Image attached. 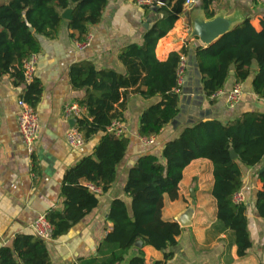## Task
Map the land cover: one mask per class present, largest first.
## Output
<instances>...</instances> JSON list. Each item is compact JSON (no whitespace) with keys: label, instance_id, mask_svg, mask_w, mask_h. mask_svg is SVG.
Masks as SVG:
<instances>
[{"label":"trees","instance_id":"1","mask_svg":"<svg viewBox=\"0 0 264 264\" xmlns=\"http://www.w3.org/2000/svg\"><path fill=\"white\" fill-rule=\"evenodd\" d=\"M207 17H212L220 0H203ZM186 0H166L157 11L145 6L153 21L145 27L141 42L121 48L118 56L125 65L121 72L114 67L98 69L91 60L71 64L69 76L74 88L84 91L78 103L87 115L77 120L86 137L101 133L93 153L68 169L61 195L63 210L47 214L54 227L53 238L67 234L71 227L91 212L99 203V192L106 191L115 181L117 166L125 157L130 139L109 131L114 119L122 120L117 106L123 104L127 90L134 89L143 97L159 95L160 99L146 107L140 117L139 134L151 138L173 121L180 113L181 86L178 70L183 56L189 54L184 46L172 51L166 61L156 56V46L174 27L185 10ZM108 0H5L0 4V77L10 73L16 84L24 83L23 60L41 49L40 36L55 38L66 25L70 36L85 41L89 25L98 23ZM72 10L71 19L63 13ZM252 16L209 46L197 45L193 58L201 74L203 91L210 98L221 90L233 75L236 82H244L258 68L252 85L256 94L264 98V17L261 30L252 24ZM182 20L176 22L181 28ZM234 72L233 74L231 72ZM22 98L36 107L43 92L39 79L33 78ZM235 150L237 157H232ZM197 158H207L214 165L212 194L217 203V218L232 232V245L239 256L253 246L249 232L247 203L237 204L234 194L244 184L243 167H258L262 182L255 200V209L264 218V112L243 111L223 122L213 117L200 119L184 126L180 134L164 144L162 154L140 155L130 167L124 185L129 197L111 201L108 218L112 229L97 247L98 255L81 264H122L131 249H137L127 264H148L145 246L162 252V258L151 264H167L183 227L177 221L165 220V196L179 198V184L184 169ZM84 180L87 184L81 182ZM90 185L99 188L94 191ZM142 241V245L137 243ZM0 264H53L47 241L35 233H20L11 245L0 246Z\"/></svg>","mask_w":264,"mask_h":264},{"label":"crops","instance_id":"2","mask_svg":"<svg viewBox=\"0 0 264 264\" xmlns=\"http://www.w3.org/2000/svg\"><path fill=\"white\" fill-rule=\"evenodd\" d=\"M4 1L0 0V4ZM226 1L220 0L218 8H225ZM233 1L234 4H240L248 16H252V24L257 30H261L264 7H257L252 0ZM256 2L264 5L258 0ZM187 9L179 19L182 22L186 19V23H189L185 15ZM234 10L235 8L230 11ZM182 15L184 16L181 17ZM148 18L145 6L139 5L135 0H108L101 20L89 25L85 40L90 41L89 45L84 46L81 43L85 41H79L77 36H70L72 30L69 31L65 24L55 38L39 37L41 49L37 53L34 78L42 82L43 92L35 107L40 128L33 155L27 151L18 124L19 99L22 98L26 85L23 82L16 84L10 73L0 77V246L11 245L17 234L34 233L32 223L41 213L63 210L64 197L61 190L66 172L93 153L101 138L100 132L90 137L85 136V143L79 147H73L67 141V132L74 122L65 116V106L78 102L84 95L83 90L74 88L71 84V64L91 60L98 69L114 67L124 72L125 65L118 58L121 48L142 41L144 24ZM182 22L181 28L174 25L159 40L155 50L157 58L166 61L172 51L179 52L184 46L189 48V54L185 56L184 81L180 85L179 115L157 136L152 137V143H148L139 134L140 117L144 109L158 101L160 96L147 98L132 88L127 90L123 104H119L117 108L123 117L120 121L126 128L124 136L130 142L125 157L117 166L115 181L106 191L99 192L97 207L74 224L67 234L47 241L53 264H81L82 260H90L98 255L99 243L112 229V222L108 218L111 201L117 197L129 201L124 185L130 167L140 155H161L167 141L177 137L185 125L200 119L216 117L227 122L243 111L264 112V98L256 94L252 85L257 64L244 82H236L231 75L221 90L210 98L205 96L201 74L193 58V49L197 45H192L188 40L190 31L183 32L185 24ZM236 84L241 85L243 97L231 107L228 104V94ZM84 115H87V110ZM263 164L264 160L261 167ZM258 167L260 166L243 167L244 184L241 189L249 206L248 226L253 242L244 256L238 255L237 246L232 245V232L217 218V203L211 192L214 185L212 161L197 158L184 169L179 192L193 186L192 197L197 196L199 203L194 205L192 224L183 227L177 244L167 249L174 252L167 264H261L264 256V218H260L255 209L256 194L262 188L257 175ZM81 182L87 184L84 180ZM188 206L184 202L172 207L166 204L165 196L163 214L174 208L176 214L170 220L177 221ZM139 243L142 245V241ZM144 251L148 264L162 258V252L149 246H145ZM137 252V249H131L122 264H127Z\"/></svg>","mask_w":264,"mask_h":264},{"label":"built area","instance_id":"3","mask_svg":"<svg viewBox=\"0 0 264 264\" xmlns=\"http://www.w3.org/2000/svg\"><path fill=\"white\" fill-rule=\"evenodd\" d=\"M193 0H186L185 8H188L189 4ZM260 3H264V0H258ZM136 3L143 6H153L155 2L159 3V0H135ZM89 40L81 43L84 46L89 45ZM37 64V53L32 54L28 58L23 60L24 68V83H29L33 80ZM186 67V58L182 57L180 68L178 70V84L181 85L184 81V69ZM243 97V89L241 85L236 84L228 94V104L233 107ZM20 112L18 115L19 130L23 137L25 146L30 155L34 154L35 141L39 136V118L35 107L28 103L25 99H19ZM86 108L78 102H72L65 106L64 113L68 119L75 121L69 128L66 138L68 143L73 147H79L86 141L84 132L79 128L77 120L84 116ZM109 131L115 133L118 136L126 133V128L119 119H114L109 126ZM148 143H152L153 139L144 138ZM94 191H100L93 185H90ZM233 200L237 204L246 203V196L243 189L237 191ZM32 229L34 233L45 241L53 239L54 227L47 217V213H41L38 218L32 223Z\"/></svg>","mask_w":264,"mask_h":264},{"label":"water","instance_id":"4","mask_svg":"<svg viewBox=\"0 0 264 264\" xmlns=\"http://www.w3.org/2000/svg\"><path fill=\"white\" fill-rule=\"evenodd\" d=\"M165 2L166 0H159L158 5L153 7V11H157L162 4H165ZM185 15L188 17L190 24V33L188 35V40L197 39L203 46H209L213 44L222 36L232 31L239 24L243 23L248 17L247 13L242 9L241 5L236 6L235 10L232 12L229 10V8L226 7L218 8L214 16L207 17L203 0H193L189 4ZM63 17L66 19H71L72 10L67 9L63 13ZM152 19V17H149L144 26L148 27L152 22ZM253 67H255V64L253 65ZM231 73L233 74L234 72L232 71ZM232 157H237V153L235 150H232ZM263 171L264 164L260 168V172ZM194 211L195 206L189 205L187 209L178 216L177 222L182 227L190 226L192 224ZM137 244L140 245L139 242ZM261 264H264V256L262 258Z\"/></svg>","mask_w":264,"mask_h":264},{"label":"rangeland","instance_id":"5","mask_svg":"<svg viewBox=\"0 0 264 264\" xmlns=\"http://www.w3.org/2000/svg\"><path fill=\"white\" fill-rule=\"evenodd\" d=\"M253 4H256L257 7L263 8L264 5H260L258 4V2H256V0H252ZM235 1L233 0H227L226 3H224V7L229 8V10H233L236 6H239L240 4L235 3ZM184 15H182L181 17H183ZM183 24H185V26L183 27V32H189L190 31V24L186 23V19H183ZM188 30V31H187ZM188 37V35H187ZM189 41H191L192 45H199L201 44L199 42V40H195V39H189ZM193 186L185 189V191L181 192L179 194V198H177L176 200H171L168 195H166V204L171 205L172 207L176 206V205H180L181 203L187 202L189 205H197L199 203V198L197 196H193ZM176 214V212L174 211V208H171V210H169V212L167 214H163V218L165 220H170V217H173Z\"/></svg>","mask_w":264,"mask_h":264}]
</instances>
